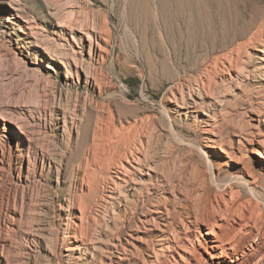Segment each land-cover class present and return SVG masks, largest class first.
Returning a JSON list of instances; mask_svg holds the SVG:
<instances>
[{"label": "bare ground", "instance_id": "obj_1", "mask_svg": "<svg viewBox=\"0 0 264 264\" xmlns=\"http://www.w3.org/2000/svg\"><path fill=\"white\" fill-rule=\"evenodd\" d=\"M40 1L44 19L35 4L0 0V50L20 68L0 85L30 71L45 85L23 104L0 91V264H264V211L229 185L264 184V18L215 39L195 81L166 99L171 122L199 132L214 176L234 173L217 192L201 173L195 182L164 168L148 137L104 116L91 93L105 92L108 25L75 17L78 0ZM74 88L81 101L68 107Z\"/></svg>", "mask_w": 264, "mask_h": 264}, {"label": "rangeland", "instance_id": "obj_2", "mask_svg": "<svg viewBox=\"0 0 264 264\" xmlns=\"http://www.w3.org/2000/svg\"><path fill=\"white\" fill-rule=\"evenodd\" d=\"M22 1L27 5L35 4L34 12L44 19L42 1ZM75 5V17L105 22L112 32V49L102 65L105 92L91 93L104 116L109 115L114 126L119 122L130 124L148 137L157 153L163 154L160 163L164 168L175 169L195 182L201 173L211 189L227 190L226 180L234 173L226 169L214 176L216 173L210 171L207 158L198 151V146L204 143L199 132L188 124L172 123L167 116L170 104L166 99L175 87L195 81L200 74L198 63L205 60L215 39L218 43L239 39L264 18V0H78ZM166 17L171 21L166 23ZM51 23H54L52 18ZM4 53L3 48L0 50V78L12 72L20 73L18 65L4 57ZM164 63L170 64L169 68L166 69ZM53 79L57 86H62V74ZM14 80L10 86L0 85V91L13 92L8 103L23 104L35 93L43 92L45 86L42 82L39 88L35 86L32 71L28 72L26 81L20 76ZM76 88L85 91L82 85ZM76 88L65 103L68 107L80 100ZM80 140L76 146L73 144L74 150L81 147ZM258 180L256 191L245 190L235 180L229 185L236 192L237 200L257 205L263 212L264 184L262 178ZM45 182L47 186H54L55 179L50 176ZM47 217L52 218V211ZM56 231V225H52L51 234ZM57 261V256L51 255V262Z\"/></svg>", "mask_w": 264, "mask_h": 264}]
</instances>
